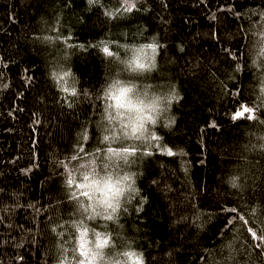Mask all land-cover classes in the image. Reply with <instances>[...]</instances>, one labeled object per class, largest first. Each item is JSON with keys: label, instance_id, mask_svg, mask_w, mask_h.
Here are the masks:
<instances>
[{"label": "trees", "instance_id": "16d2710c", "mask_svg": "<svg viewBox=\"0 0 264 264\" xmlns=\"http://www.w3.org/2000/svg\"><path fill=\"white\" fill-rule=\"evenodd\" d=\"M116 80L156 122L90 220L76 185L128 124ZM81 222L103 264H264V0H0V264H77Z\"/></svg>", "mask_w": 264, "mask_h": 264}, {"label": "snow or ice", "instance_id": "6c2138e0", "mask_svg": "<svg viewBox=\"0 0 264 264\" xmlns=\"http://www.w3.org/2000/svg\"><path fill=\"white\" fill-rule=\"evenodd\" d=\"M144 47L151 49L154 54L156 48L154 44H148ZM144 47L137 50L133 71H143L147 68L155 66L153 63L154 56H148V54L144 51ZM104 51L109 53L108 48H105ZM140 55H143L148 62H141L139 58ZM67 75L68 73H64V76ZM65 91H68V89L65 88ZM72 94H76L74 86L72 87ZM105 94L109 97V99L115 102L116 109L127 110L128 124L126 126H121L119 134H113L111 136V140L118 142L117 146L115 148H107V160H105L103 156L98 158L99 170L97 171L96 168H93L91 177L87 173L83 174V181H85V183L76 185V187L80 189H87L82 191L80 195L85 198V200L93 202L91 204H86L84 202L78 203V207L82 214H88V218L90 220H95L97 217H103L106 220H112L114 218L113 214L116 213L117 209L120 207L119 198L123 194V189L119 187L121 179H117L113 182L110 170L114 167H118L115 158L127 160L130 153H135V147H124L123 144L126 142L129 135L136 136V134L139 133L142 136L146 123L154 124L156 122L152 112H154L158 106V98L153 99L151 103L147 104L144 99H140L138 96L133 99V87L125 86L118 80L113 81L108 86ZM109 107H112V105H109ZM251 111L252 109L245 107L242 112H236L235 116L240 117ZM118 115H124V113L118 112ZM109 119H115V117L110 116ZM136 138L139 139L140 137L136 136ZM109 139V136H104V140ZM122 179L127 180L128 177L125 176ZM67 184L72 186L73 179L69 178L67 180ZM97 193L99 195H97ZM109 210L111 211L109 212ZM79 227L82 229L79 234L80 244L78 249H74V251L78 253L75 257L77 264H96L98 261L100 264H103L106 256L104 250L106 248L110 249L109 238L101 232L90 233L89 229L84 226L83 222L80 223ZM249 231H251V229H249ZM89 235L92 237L91 244H89V240L86 239ZM252 235L255 236L257 233L252 232ZM259 238L264 240V229L261 230ZM107 255H111V251H109ZM80 257H83L84 259H80Z\"/></svg>", "mask_w": 264, "mask_h": 264}, {"label": "clouds", "instance_id": "9594fccd", "mask_svg": "<svg viewBox=\"0 0 264 264\" xmlns=\"http://www.w3.org/2000/svg\"><path fill=\"white\" fill-rule=\"evenodd\" d=\"M153 99H155V98H153ZM153 99L146 100L145 103H146V104H147V103H151V102L153 101ZM157 103H158V100H157Z\"/></svg>", "mask_w": 264, "mask_h": 264}, {"label": "rangeland", "instance_id": "374dc122", "mask_svg": "<svg viewBox=\"0 0 264 264\" xmlns=\"http://www.w3.org/2000/svg\"><path fill=\"white\" fill-rule=\"evenodd\" d=\"M125 110H126V109H119V112H123V113H124Z\"/></svg>", "mask_w": 264, "mask_h": 264}]
</instances>
